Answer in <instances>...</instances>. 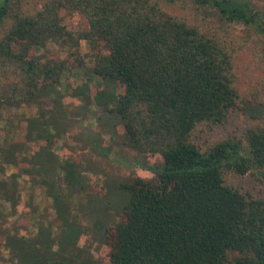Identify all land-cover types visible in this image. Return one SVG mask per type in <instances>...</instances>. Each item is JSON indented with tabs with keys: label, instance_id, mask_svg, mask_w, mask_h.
Listing matches in <instances>:
<instances>
[{
	"label": "trees",
	"instance_id": "1",
	"mask_svg": "<svg viewBox=\"0 0 264 264\" xmlns=\"http://www.w3.org/2000/svg\"><path fill=\"white\" fill-rule=\"evenodd\" d=\"M207 15L264 39L250 0H0V264H97L75 249L79 229L64 216L79 170L51 151L67 78L82 80L73 91L88 109L116 120L127 149L161 160L154 182L117 187L110 264H264V104L240 106L243 48ZM112 84L122 92L102 91ZM239 108L241 136L221 133ZM240 178L263 194L241 191ZM36 186L53 202L56 237L46 223L18 230L20 189Z\"/></svg>",
	"mask_w": 264,
	"mask_h": 264
},
{
	"label": "rangeland",
	"instance_id": "2",
	"mask_svg": "<svg viewBox=\"0 0 264 264\" xmlns=\"http://www.w3.org/2000/svg\"><path fill=\"white\" fill-rule=\"evenodd\" d=\"M250 2L264 17V0H250ZM200 18H204L202 12L198 19ZM204 21L208 28L223 34L225 38H233L235 44H241L243 48L236 54L235 61L240 106L242 107L243 103H247L250 107L264 104V39L250 26L224 25L217 18L208 15ZM68 26L71 30H77L75 22L70 21ZM48 48L55 50L51 45ZM79 48L81 53L87 49L85 43L81 41ZM88 52L91 54L89 50ZM88 58H85L86 66L91 64ZM81 77L84 80L90 79ZM73 81L78 84L82 80L79 78ZM65 82L68 84L67 93H64L66 95L61 99V104L66 121L62 119L61 124H55L58 135L54 137L51 151L58 163L68 161L79 170L81 185L73 187L79 189V193L65 197L64 216L79 229L75 239V249L89 254L97 264H110L109 249L104 238L105 230L120 220V216L113 211L123 200V195L118 192L117 187L129 183L134 178L148 183L154 182L155 173L152 169L156 167L155 165H159L161 160L155 155L141 154L127 149L122 136L114 131L116 120L113 117H106L97 107L90 106L91 109H88L85 100L74 95L76 83L72 82L71 78L65 79ZM102 91L116 94L121 93L122 89L118 84H112L106 85ZM21 111L24 109L16 110L18 113ZM2 113L6 116L8 111ZM236 114L238 117L227 123L221 133L231 132L230 136L234 138L241 136L242 130L247 127V115L241 108ZM146 166L149 170L143 168ZM232 181L243 192L254 196L263 194L259 183L252 178L232 179ZM20 190L18 206L15 209L16 214L19 215L17 220H19L20 233L28 234V231L32 232L40 224L46 223L50 225L52 235L56 237L60 220L51 198L45 194V191L42 193L41 186L31 189L21 187ZM31 213L35 215L32 217Z\"/></svg>",
	"mask_w": 264,
	"mask_h": 264
}]
</instances>
